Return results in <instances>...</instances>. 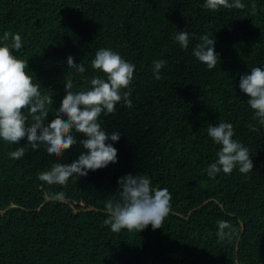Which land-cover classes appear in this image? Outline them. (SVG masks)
I'll return each mask as SVG.
<instances>
[{
  "label": "trees",
  "instance_id": "trees-1",
  "mask_svg": "<svg viewBox=\"0 0 264 264\" xmlns=\"http://www.w3.org/2000/svg\"><path fill=\"white\" fill-rule=\"evenodd\" d=\"M205 2L0 0V46L11 43L2 40L4 32L21 35L22 49L14 55L28 62L42 94L53 96L48 123L66 95V79L77 92L104 76L91 68L98 49L135 65L132 107L121 102L100 118L109 136L120 133L119 142L108 141L118 150L117 163L66 187L48 185L38 174L87 154L79 144L85 137L77 134V145L61 160L43 145L11 159L27 138L17 145L0 140V264H264V125L253 119L239 87L251 68L264 70V0H241L244 9L219 12ZM180 31L190 36L187 49L175 40ZM203 35L214 38L220 59L212 70L192 54ZM69 56L86 71L69 69ZM158 59L166 64L156 80ZM220 122L231 123L233 139L250 150L249 174L237 168L208 176L220 145L207 129ZM137 173L169 190L171 213L161 229L113 233L103 223L105 201L121 177ZM59 192L63 199H51ZM219 220L235 229L230 239L216 235Z\"/></svg>",
  "mask_w": 264,
  "mask_h": 264
},
{
  "label": "clouds",
  "instance_id": "clouds-1",
  "mask_svg": "<svg viewBox=\"0 0 264 264\" xmlns=\"http://www.w3.org/2000/svg\"><path fill=\"white\" fill-rule=\"evenodd\" d=\"M204 7L219 12L221 9H244L246 5L241 0H206ZM251 12L253 15L256 13L255 3ZM2 40H11V43L0 46V140L16 145L25 137L28 141L26 146L10 152L9 157L19 160L29 147L38 150L43 145L50 156L61 160L66 152L77 145V134L82 135L85 139L79 140V144L87 150V154L82 153L71 164L52 163L49 170L38 174L40 181L62 187H66L69 180L77 183L89 172L117 163L118 150L108 141L119 142L120 133L116 131L109 136L100 118L102 114H114L121 102L126 107H132L130 89L135 65L111 49H98L91 61V68L104 76L92 77L90 88L77 92H73V80L66 79V95L54 112L55 118L48 123V106L53 105V96L42 94L41 84L34 83L29 75L28 62L14 55V51L20 52L22 49L21 35L6 31ZM175 40L183 49L189 47L190 36L187 32L180 31L175 35ZM214 45V38L203 35L192 52L208 70L214 69L220 61ZM165 64L164 60L153 61L156 80L161 79L160 71ZM67 67L78 73L86 71L84 63L77 66L72 56L67 58ZM239 87L249 97L247 103L253 111V119H258L264 125V70L261 67L251 68L250 74L240 77ZM29 117L31 124H28ZM250 127L258 131L254 126ZM207 132L220 145L217 159L206 170L211 179H215L220 172L230 175L237 168L245 175L254 169L250 150L233 139L236 133L231 123L220 122L218 126L209 124ZM63 197L64 193L59 192L53 194L51 199L60 200ZM171 200L169 190L154 188L148 175L126 174L118 180L114 195L105 201L107 218L103 223L110 226L113 233L122 230L140 233L149 225L154 231L161 229L171 213ZM217 226L216 235L220 241L228 240L234 234L235 229L227 221L219 220Z\"/></svg>",
  "mask_w": 264,
  "mask_h": 264
}]
</instances>
